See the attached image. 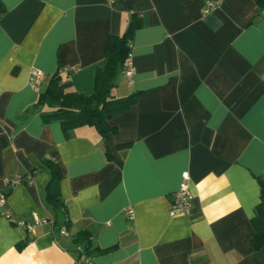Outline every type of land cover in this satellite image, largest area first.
I'll use <instances>...</instances> for the list:
<instances>
[{"label": "crops", "instance_id": "obj_1", "mask_svg": "<svg viewBox=\"0 0 264 264\" xmlns=\"http://www.w3.org/2000/svg\"><path fill=\"white\" fill-rule=\"evenodd\" d=\"M206 2L0 0V264H264L251 241L264 180V5L224 0L204 14ZM134 15L136 72L130 82L121 68L113 95L139 96L109 120L114 130L104 139L47 122L39 97L58 69L72 70L69 90L92 94L109 38ZM48 160L64 210L47 200ZM185 172L192 211L172 216ZM28 175L32 184L8 187Z\"/></svg>", "mask_w": 264, "mask_h": 264}, {"label": "trees", "instance_id": "obj_2", "mask_svg": "<svg viewBox=\"0 0 264 264\" xmlns=\"http://www.w3.org/2000/svg\"><path fill=\"white\" fill-rule=\"evenodd\" d=\"M260 5H264V0H260ZM141 26V19L134 15L124 35L109 38L104 62L96 70L92 94L84 95L69 90L71 73L64 72L59 68L51 78L45 92L39 97V105L51 108V111L45 115V120L60 122L66 132L78 127H95L105 139L107 134L114 130L110 126L109 120L128 110L139 96L136 93L117 98L113 95V90L116 87L119 70L126 67L129 55L132 53V38ZM45 164L51 172L46 186L47 200L54 208L64 210L65 205L59 190V182L62 179L60 169L53 161L48 160ZM258 182L261 186V198L252 219L255 234L251 240L255 251L264 248V180L258 179ZM79 239L87 249L90 248L91 236L88 231L80 232ZM25 244L26 242L22 243L19 248L22 249Z\"/></svg>", "mask_w": 264, "mask_h": 264}, {"label": "built area", "instance_id": "obj_3", "mask_svg": "<svg viewBox=\"0 0 264 264\" xmlns=\"http://www.w3.org/2000/svg\"><path fill=\"white\" fill-rule=\"evenodd\" d=\"M224 0H207L205 8H204V14H209L210 12H212L214 9H216ZM64 72H70L72 71L69 68H63L62 69ZM136 72V68L134 66V63L132 61V53H130L129 55V59L127 61L126 67H125V75L126 78L128 80H130V82L133 81V76ZM42 77H43V73L39 70H33L31 77H30V83L32 86L37 87L40 85L41 81H42ZM183 182L181 184L180 189L178 190V192H176V194L174 195L173 199H172V203H171V207H170V213L172 216H177V215H184V216H189L191 214L192 211V200H193V196L192 193L189 189V185H188V180H189V174L188 172H185L183 174ZM22 183H26V184H32L33 180L32 177L30 175L21 178H13L8 180V187L12 188L13 186L17 185V184H22ZM4 202V197H2L1 200V204ZM125 213L129 216L130 220L134 219V211L132 208H126L125 209ZM3 216L9 220L10 222L14 223V224H21L20 222H18L13 215L11 214V212L7 211L3 213ZM34 222L35 224H44L47 222L46 219H40L37 215H34ZM61 234L62 235H66L67 231L66 228H62L61 229ZM76 264H92V261L90 259H85L83 261H79Z\"/></svg>", "mask_w": 264, "mask_h": 264}]
</instances>
